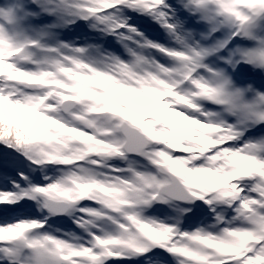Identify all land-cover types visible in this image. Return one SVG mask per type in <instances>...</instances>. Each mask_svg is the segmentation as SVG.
Returning <instances> with one entry per match:
<instances>
[{
    "label": "snow or ice",
    "instance_id": "1",
    "mask_svg": "<svg viewBox=\"0 0 264 264\" xmlns=\"http://www.w3.org/2000/svg\"><path fill=\"white\" fill-rule=\"evenodd\" d=\"M0 264H264V0H0Z\"/></svg>",
    "mask_w": 264,
    "mask_h": 264
}]
</instances>
